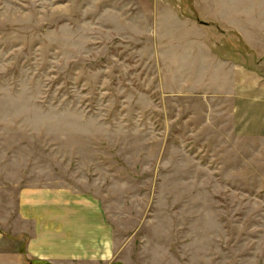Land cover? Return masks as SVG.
I'll return each instance as SVG.
<instances>
[{"label":"rangeland","instance_id":"rangeland-1","mask_svg":"<svg viewBox=\"0 0 264 264\" xmlns=\"http://www.w3.org/2000/svg\"><path fill=\"white\" fill-rule=\"evenodd\" d=\"M239 66L264 68V0H0V264H264ZM24 188L97 200L112 255L38 256Z\"/></svg>","mask_w":264,"mask_h":264},{"label":"crops","instance_id":"crops-1","mask_svg":"<svg viewBox=\"0 0 264 264\" xmlns=\"http://www.w3.org/2000/svg\"><path fill=\"white\" fill-rule=\"evenodd\" d=\"M236 76L229 126L237 136L264 143V68L239 66ZM18 213L23 220L33 222L28 245L37 247L38 256L90 261L112 255L110 230L100 204L92 197L24 188L19 194Z\"/></svg>","mask_w":264,"mask_h":264}]
</instances>
